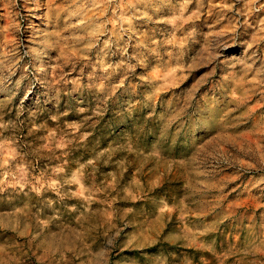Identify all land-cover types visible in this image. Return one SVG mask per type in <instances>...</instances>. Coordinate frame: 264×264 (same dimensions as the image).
<instances>
[{"label": "rangeland", "instance_id": "rangeland-1", "mask_svg": "<svg viewBox=\"0 0 264 264\" xmlns=\"http://www.w3.org/2000/svg\"><path fill=\"white\" fill-rule=\"evenodd\" d=\"M0 264H264V0H0Z\"/></svg>", "mask_w": 264, "mask_h": 264}]
</instances>
